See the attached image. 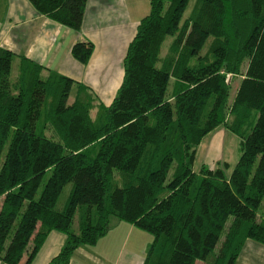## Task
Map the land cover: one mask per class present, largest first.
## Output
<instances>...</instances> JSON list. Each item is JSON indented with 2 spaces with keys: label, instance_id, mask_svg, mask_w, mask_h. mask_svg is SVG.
Returning a JSON list of instances; mask_svg holds the SVG:
<instances>
[{
  "label": "trees",
  "instance_id": "16d2710c",
  "mask_svg": "<svg viewBox=\"0 0 264 264\" xmlns=\"http://www.w3.org/2000/svg\"><path fill=\"white\" fill-rule=\"evenodd\" d=\"M27 1L81 30L86 0ZM190 1L149 0L108 105L0 47L1 263L31 264L56 231L65 242L48 264H68L111 219L151 237L142 264H235L245 241L264 245V0H194L184 17ZM93 51L81 41L70 54L86 66ZM218 128L239 141L229 175L195 169Z\"/></svg>",
  "mask_w": 264,
  "mask_h": 264
},
{
  "label": "crops",
  "instance_id": "0c3cea01",
  "mask_svg": "<svg viewBox=\"0 0 264 264\" xmlns=\"http://www.w3.org/2000/svg\"><path fill=\"white\" fill-rule=\"evenodd\" d=\"M148 13L149 0H86L81 30L73 32L39 15L27 0H0V47L82 83L108 105L123 79L127 47L140 20ZM81 41L91 42L94 47L86 66L70 54L71 47ZM238 149L237 137L225 128H218L200 143L195 165L204 164L212 170L226 156L236 162ZM224 164L231 167L227 162ZM115 227L118 232L112 237L115 240L120 235L121 244H127L131 238L133 244L142 241L141 254L138 249L121 244L115 256H100L93 247H81L68 264H142L151 237L122 222ZM64 242L63 234L51 232L31 264H48ZM235 264H264V245L245 241Z\"/></svg>",
  "mask_w": 264,
  "mask_h": 264
},
{
  "label": "rangeland",
  "instance_id": "374dc122",
  "mask_svg": "<svg viewBox=\"0 0 264 264\" xmlns=\"http://www.w3.org/2000/svg\"><path fill=\"white\" fill-rule=\"evenodd\" d=\"M193 2H194V0L190 1L187 10L184 13V17L189 13ZM171 41H172L171 37H167L165 39V41H164V43L162 44V47H161V55L166 53L167 48L169 46V43ZM209 41H208V43L205 44V46L203 48V52H206L208 44H209ZM15 64H16V61H14L13 64H12V67H13L12 68V75H14ZM238 83H239V80L238 79H234L232 84H231V89H230V93H229V102L232 101V98L234 97V93H235L236 87L238 86ZM98 101H99V99H98ZM236 157H238V156H236ZM237 160H238V158H237ZM224 162H227L229 165H231V167L226 169ZM235 163L236 162H234V160L231 157L226 156V157L223 158V160H222V162L220 164L221 165L220 167H221L222 170H224V172L227 175H229L231 170H232V168H233L232 165H234ZM196 168H198V164H196L195 169ZM49 176H50V173L47 172L45 174V176L43 177V180H42L41 185H40L39 190H38V194L41 192V190L44 187V185H45V183H46V181H47ZM71 189H72V185L71 184H68L63 189L61 195L59 196L58 202H57V206H56L57 209H61L64 206L65 201H66ZM76 222L77 221L75 220L74 227L76 226ZM113 222H115V220L111 219V224L112 225H110L109 234L107 233V235L105 237L101 238L97 242V244L93 246V251H95L97 255L104 256V255L113 254L115 256L117 254V252H118V246H120V244H121L120 243V235H117L115 240L112 237V236H114L116 234V232H118L117 230L114 231V229L116 227H115V223H113ZM132 241H133V239L131 238L130 241L126 242L127 244H121V245L122 246H124V245L127 246L128 245L127 247L132 248L134 250L138 249L139 250L138 253L141 254V252L144 250V246H140V245H143L142 241L140 240V244L139 243H134L133 244Z\"/></svg>",
  "mask_w": 264,
  "mask_h": 264
}]
</instances>
